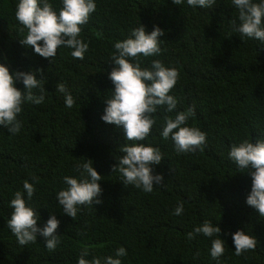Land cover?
Returning <instances> with one entry per match:
<instances>
[{"label":"trees","instance_id":"16d2710c","mask_svg":"<svg viewBox=\"0 0 264 264\" xmlns=\"http://www.w3.org/2000/svg\"><path fill=\"white\" fill-rule=\"evenodd\" d=\"M49 2L57 13L63 6L62 0ZM17 3L0 0V63L10 73L34 71L45 78V99L22 105L19 133L0 126V264H78L84 248L89 250L86 259L100 258L103 264L120 247L127 251L121 264H264V216L246 203L252 176L228 155L244 139H264V42L233 31L232 21H240L232 0H216L211 8L192 7L187 0L181 5L173 0H95L96 10L80 34L89 44L83 60L73 58L70 48L60 47L52 60L21 44L27 29L16 19ZM141 24L146 33L155 26L164 30L161 54L139 57L141 66L159 59L176 67L180 78L170 92L178 99L176 109L158 107L149 136L135 142L126 140L122 125L101 117L115 87L109 78L116 67L114 43ZM59 82L73 96L72 108L56 91ZM15 86L23 90L22 81ZM33 91L41 94L39 88ZM189 107L195 115L187 124L206 133V144L203 151L178 153L171 136L165 140L161 132L167 118ZM133 143L159 147L163 154L161 163L151 166L153 174L163 176V185H154L151 193L126 186L121 173L113 171L124 155L121 147ZM88 159L102 176V203L79 206L72 219L57 193L68 187L65 176L81 178L78 165ZM33 177L39 178L35 192L30 201L25 193V199L39 213L37 226L44 227L52 215L60 221V244L53 251L39 233L36 242L20 245L8 227L10 201ZM181 202L184 211L175 215ZM206 220L219 225L218 236L225 241L218 260L210 254L217 237H186ZM238 230L257 239L255 250L235 254L232 234Z\"/></svg>","mask_w":264,"mask_h":264},{"label":"clouds","instance_id":"9594fccd","mask_svg":"<svg viewBox=\"0 0 264 264\" xmlns=\"http://www.w3.org/2000/svg\"><path fill=\"white\" fill-rule=\"evenodd\" d=\"M184 0H173L181 5ZM63 6L57 13L49 0H18L16 19L27 29V35L21 39V44L30 46L35 53L44 58H53L60 47L72 49L73 58L83 60L89 44L80 38L82 26L87 24L90 16L96 10L95 0H62ZM216 0H187L192 7L211 8ZM238 9L240 24L232 21L233 31L242 37L253 38L264 42V0L256 3L253 0H232ZM23 31V29H21ZM164 30L155 26L150 33H146L141 24L132 30V34L123 41L114 43L115 52L111 60L116 67L109 74L115 85L113 95L106 100V107L101 119L106 123L123 126L127 141H144L150 134L156 120L153 114L160 106H166L168 112L176 109L178 99L170 92L180 78L176 67H166L159 59L151 62L150 67H142L139 57L159 56L161 41L159 37ZM43 41L41 44L40 42ZM36 71H42L37 69ZM16 81H22L23 90L15 86ZM45 78H37L36 72L16 71L10 73L9 68L0 63V126L16 134L22 128L17 115L22 111L26 102L39 105L44 102ZM40 89V95L34 89ZM56 91L64 94L65 106L72 108L75 101L64 83L56 85ZM195 115L194 107L179 111L175 118H167L161 136L167 140L170 136L174 141L178 153L203 151L206 144V133L199 127L188 126V120ZM124 155L118 165H113V171H119L126 186L133 185L145 193H151L154 185H163V176L153 174L152 165L160 164L163 154L159 147L144 143L124 144L121 147ZM238 168L248 170L252 176L251 192L246 203L256 208L260 216H264V139H257L254 143L247 139L238 145H233L228 153ZM82 169L81 178L65 176L64 182L68 186L57 193V200L63 207V212L75 219L79 206L102 203L99 198L102 188L98 181L102 176L93 167L91 159L78 165ZM85 173L87 175H85ZM38 177H33V183L27 180L23 184L24 192L16 191L10 201L13 208L8 227L16 236L20 245L36 242L37 234L45 238L46 248L53 251L60 244L57 234L60 221L55 215L50 216L44 227H38L39 213L31 207L30 201L34 192V184ZM25 193L27 201L25 199ZM184 211L183 202L174 210L175 215ZM221 228L211 221H204L193 231L186 233L187 239H194L202 233L207 237H217L212 240L210 254L213 259H219L224 254L225 241L218 236ZM237 256L249 250H255L257 239L243 230L232 234ZM88 248L81 252L78 264H102L100 258L86 259ZM124 247L116 250L115 256H108L103 264H121L120 257L126 256ZM198 255V253H197Z\"/></svg>","mask_w":264,"mask_h":264}]
</instances>
